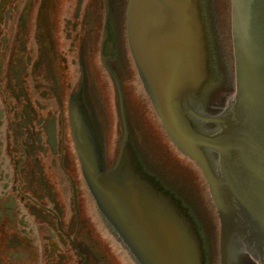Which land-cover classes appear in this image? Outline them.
Here are the masks:
<instances>
[{"label":"flooded vegetation","instance_id":"flooded-vegetation-1","mask_svg":"<svg viewBox=\"0 0 264 264\" xmlns=\"http://www.w3.org/2000/svg\"><path fill=\"white\" fill-rule=\"evenodd\" d=\"M127 7L128 0H0V264H134L96 208L71 132L70 100L82 87L98 131L107 133L109 71L128 82L142 157L205 230H215L199 189L172 176L147 146ZM228 89L218 84L204 103L218 106Z\"/></svg>","mask_w":264,"mask_h":264},{"label":"water","instance_id":"water-1","mask_svg":"<svg viewBox=\"0 0 264 264\" xmlns=\"http://www.w3.org/2000/svg\"><path fill=\"white\" fill-rule=\"evenodd\" d=\"M231 2L236 95L220 117L201 118L187 102L184 106L202 86L210 59L201 0H130L129 40L168 135L210 186L221 218L222 264H229L232 245L235 253L264 264V0ZM191 115L219 129L198 130ZM85 127L76 124L75 137L88 184L135 262L207 264L194 219L143 171L126 127L119 158L106 174Z\"/></svg>","mask_w":264,"mask_h":264},{"label":"rangeland","instance_id":"rangeland-1","mask_svg":"<svg viewBox=\"0 0 264 264\" xmlns=\"http://www.w3.org/2000/svg\"><path fill=\"white\" fill-rule=\"evenodd\" d=\"M226 2V1H225ZM144 101V100H143ZM145 103L147 104L148 108H149V111L145 114L147 119L149 120V122L151 123V119H153V123H154V130H155V133L157 134V136H151V138L159 144V141H160V138H164V132H163V128L161 127V123L159 121V119L157 118V116L155 115V113H152L154 114L153 116L151 115V109L147 103V101H145ZM155 118V119H154ZM114 131H116V127L114 126ZM116 141V139H115ZM169 144V142H167ZM169 147V150L166 148ZM161 149L160 150V153L162 155V157L167 161V160H171V161H176L177 164L179 165L180 167V172L181 173H184L187 169L190 170V173L192 174V170L193 169V164L188 161L187 159H184L179 153L176 152V150L174 148H172V145H163L161 146ZM169 164H172V163H169ZM182 165L184 167H187L186 170L184 169V167H182ZM218 262H220V251H219V248L217 250V260Z\"/></svg>","mask_w":264,"mask_h":264}]
</instances>
